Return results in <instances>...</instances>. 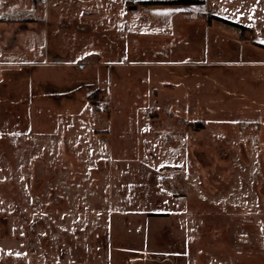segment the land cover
<instances>
[{
	"label": "rangeland",
	"instance_id": "1",
	"mask_svg": "<svg viewBox=\"0 0 264 264\" xmlns=\"http://www.w3.org/2000/svg\"><path fill=\"white\" fill-rule=\"evenodd\" d=\"M167 1L112 44L0 26V264H264V0Z\"/></svg>",
	"mask_w": 264,
	"mask_h": 264
},
{
	"label": "crops",
	"instance_id": "2",
	"mask_svg": "<svg viewBox=\"0 0 264 264\" xmlns=\"http://www.w3.org/2000/svg\"><path fill=\"white\" fill-rule=\"evenodd\" d=\"M86 1L87 3L82 4ZM89 1L90 0H18L17 3L19 4L17 7L11 8V6H8L7 8H9V10L6 8L4 11L9 12V15L10 13H13V10L15 12L24 13L32 12L33 14H27L22 17H12V15L0 16V26H18L21 27V29L26 30L28 33H30L31 30H35L38 26L39 31L37 33L34 31L36 38L34 41L36 43L39 41V44H41L45 42L50 35V32H48V24L49 21H52V35L54 37L53 40H55L54 46L56 47L61 45L63 40L68 44L67 46L79 45L80 43L85 44V41L88 40V35H96L99 38H102L104 43L107 41L109 44H112V40L115 42L117 33L121 35L122 33L130 34L126 28L127 22L136 17L134 14H136L138 10L143 9L134 5L117 3V0H106L107 3L109 2V5L106 4L105 0H103L104 3L101 2V0H97L96 3L92 4L89 3ZM49 14L52 16H49ZM32 43V36L24 35L21 39L16 40L15 45L25 46L31 45ZM54 49V61L51 63L45 61L42 64L44 66L50 64L62 68L65 64L64 61H60L61 59L59 56L62 49ZM79 50L80 49H78V52ZM5 54L7 58L9 53L4 49L2 53H0V58H5ZM78 55L79 59L74 60L75 63H73V67L79 69L84 66L95 67L101 60L100 55H98V52L96 51L88 52L85 55L81 53ZM74 86L72 84V88ZM162 91L161 89H156V87H154L152 89L153 97L151 100L154 105H161L162 109L165 110V107L162 105L164 97L162 96V94H164ZM201 119L206 120L208 123L207 119ZM179 120H181V118H179Z\"/></svg>",
	"mask_w": 264,
	"mask_h": 264
},
{
	"label": "trees",
	"instance_id": "3",
	"mask_svg": "<svg viewBox=\"0 0 264 264\" xmlns=\"http://www.w3.org/2000/svg\"><path fill=\"white\" fill-rule=\"evenodd\" d=\"M203 0H171V1H167V2H160V3H165V4H169V5H196V4H201ZM218 20L224 22L227 25H231L237 28H241L242 26H239L237 24H234L233 22L227 21V20H223L220 18H217Z\"/></svg>",
	"mask_w": 264,
	"mask_h": 264
},
{
	"label": "built area",
	"instance_id": "4",
	"mask_svg": "<svg viewBox=\"0 0 264 264\" xmlns=\"http://www.w3.org/2000/svg\"><path fill=\"white\" fill-rule=\"evenodd\" d=\"M95 109L97 112L103 113L107 111V104L102 101V100H98L95 102Z\"/></svg>",
	"mask_w": 264,
	"mask_h": 264
}]
</instances>
